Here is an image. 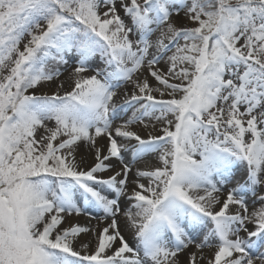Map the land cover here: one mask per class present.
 <instances>
[{"label":"snow or ice","instance_id":"snow-or-ice-1","mask_svg":"<svg viewBox=\"0 0 264 264\" xmlns=\"http://www.w3.org/2000/svg\"><path fill=\"white\" fill-rule=\"evenodd\" d=\"M0 264H264V0H0Z\"/></svg>","mask_w":264,"mask_h":264},{"label":"rangeland","instance_id":"rangeland-1","mask_svg":"<svg viewBox=\"0 0 264 264\" xmlns=\"http://www.w3.org/2000/svg\"><path fill=\"white\" fill-rule=\"evenodd\" d=\"M69 71H70V69H69ZM66 76H67V73H65V77H66ZM65 77H62V79H64ZM69 83H70V82H66V87L69 86ZM52 87H55V86L53 85ZM82 153H83V152H82ZM151 163H154V161L151 162ZM89 164H90V163H89ZM122 221H123V220H121V222H120V223H121V228H122V230H123V232H124L126 238L129 240L130 243H132V234H131L130 230L128 229L126 223H125V222H122Z\"/></svg>","mask_w":264,"mask_h":264},{"label":"bare ground","instance_id":"bare-ground-1","mask_svg":"<svg viewBox=\"0 0 264 264\" xmlns=\"http://www.w3.org/2000/svg\"><path fill=\"white\" fill-rule=\"evenodd\" d=\"M82 155L84 154V153H81ZM92 162V159H91V157L89 156L88 158H87V161H86V163H91ZM121 220H123V219H121ZM86 221H81V223H85ZM122 222H124V220L122 221ZM87 239V238H86Z\"/></svg>","mask_w":264,"mask_h":264}]
</instances>
